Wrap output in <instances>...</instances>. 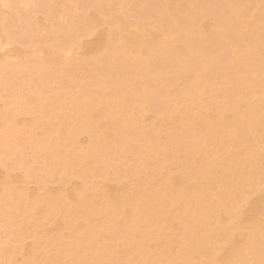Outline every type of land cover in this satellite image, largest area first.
Returning <instances> with one entry per match:
<instances>
[{
  "label": "bare ground",
  "instance_id": "6f19581e",
  "mask_svg": "<svg viewBox=\"0 0 264 264\" xmlns=\"http://www.w3.org/2000/svg\"><path fill=\"white\" fill-rule=\"evenodd\" d=\"M0 264H264V0H0Z\"/></svg>",
  "mask_w": 264,
  "mask_h": 264
}]
</instances>
